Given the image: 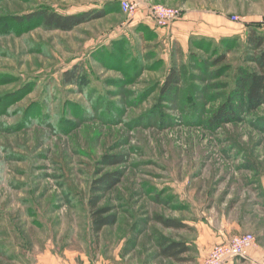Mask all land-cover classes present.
Segmentation results:
<instances>
[{
    "label": "rangeland",
    "instance_id": "obj_1",
    "mask_svg": "<svg viewBox=\"0 0 264 264\" xmlns=\"http://www.w3.org/2000/svg\"><path fill=\"white\" fill-rule=\"evenodd\" d=\"M120 1L0 0V264H203L208 228L264 242V104L234 95L264 0H133L134 15ZM157 6L237 33L182 45ZM46 9L106 15L69 32L25 21ZM177 65L183 84L164 95ZM116 173L99 206L117 222L97 238L92 188ZM162 241L189 244V260L163 258Z\"/></svg>",
    "mask_w": 264,
    "mask_h": 264
},
{
    "label": "trees",
    "instance_id": "obj_2",
    "mask_svg": "<svg viewBox=\"0 0 264 264\" xmlns=\"http://www.w3.org/2000/svg\"><path fill=\"white\" fill-rule=\"evenodd\" d=\"M105 10H89L77 14L63 15L53 9L40 10L34 14L26 16L25 21L40 19L42 26L47 30H58L63 32L73 31L80 25L105 17ZM23 21V20H22ZM20 21V22H22ZM245 48L247 53L246 62L252 67L240 68L237 74V91L234 95L242 98V94L246 95L248 101L253 105L264 104V29L259 26H253L248 29ZM180 53V52H179ZM181 56V55H180ZM225 56H222L218 63H223ZM78 69L75 68L64 74L65 85H75L78 81ZM183 74L181 68L177 65L174 67L167 77L165 85L162 87L164 95H172L183 84ZM119 175V176H117ZM117 176V177H115ZM121 181L120 174L106 175L102 180L98 181L97 186L92 188V195L89 199L91 209V229L95 237H99L103 230L117 222V217L112 214L109 208H101L102 192L106 193L115 188ZM158 222L169 229L185 230L189 229L187 225L174 220H165L158 217ZM160 255L165 259L182 263L189 258L186 257L191 252L190 246L184 242L178 241H162L159 245Z\"/></svg>",
    "mask_w": 264,
    "mask_h": 264
},
{
    "label": "crops",
    "instance_id": "obj_3",
    "mask_svg": "<svg viewBox=\"0 0 264 264\" xmlns=\"http://www.w3.org/2000/svg\"><path fill=\"white\" fill-rule=\"evenodd\" d=\"M222 18L223 17L220 15H212L211 13L189 11V13H186L182 19L180 18V20L171 24L167 29H172V32L175 35L174 37L182 45L187 44L191 37L204 35L206 37L208 36L218 39L232 33H237L234 32V30L227 29L226 23ZM206 233H208L207 239L205 241L202 240L201 245H198L201 252V257L199 258L200 261H203L210 251V247L229 239L226 236V232H223L220 229L214 230L208 228ZM226 264H264V242H256L248 251L246 258H237Z\"/></svg>",
    "mask_w": 264,
    "mask_h": 264
},
{
    "label": "built area",
    "instance_id": "obj_4",
    "mask_svg": "<svg viewBox=\"0 0 264 264\" xmlns=\"http://www.w3.org/2000/svg\"><path fill=\"white\" fill-rule=\"evenodd\" d=\"M120 6L121 10L128 15H134L139 10L133 0H121ZM150 15L159 27H169L181 18L179 10L167 9L161 6L151 7ZM242 20L238 16L234 17V21L237 23H242ZM261 23L264 27V18H262ZM255 243L256 239L251 234L236 236L210 249L203 260V264H224L234 258H246L248 251Z\"/></svg>",
    "mask_w": 264,
    "mask_h": 264
}]
</instances>
